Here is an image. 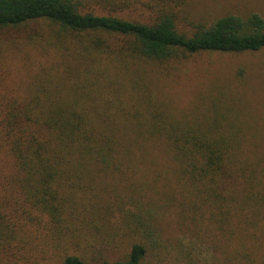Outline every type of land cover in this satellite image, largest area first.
<instances>
[{
  "label": "trees",
  "instance_id": "trees-1",
  "mask_svg": "<svg viewBox=\"0 0 264 264\" xmlns=\"http://www.w3.org/2000/svg\"><path fill=\"white\" fill-rule=\"evenodd\" d=\"M78 4L0 0V29L48 25L8 47L34 68L28 84L10 88L0 75V162L8 157L16 171L5 173V162L0 165V264H143L157 243L142 218L143 205L127 207L120 196L102 201L90 180L99 169L130 162L134 148L142 149L160 127L153 122L140 132L131 106L109 96L125 93L126 69L135 57L169 60L264 48V16L258 13L228 14L181 30L169 12L143 22L83 12ZM5 47L0 42V52ZM174 126L179 123L172 126L177 133L163 138L180 160L182 176L240 179L247 189L264 177V152L250 160L231 148L239 143L237 132ZM129 237L124 257L112 261L81 252Z\"/></svg>",
  "mask_w": 264,
  "mask_h": 264
},
{
  "label": "rangeland",
  "instance_id": "rangeland-1",
  "mask_svg": "<svg viewBox=\"0 0 264 264\" xmlns=\"http://www.w3.org/2000/svg\"><path fill=\"white\" fill-rule=\"evenodd\" d=\"M76 1L83 12L113 14L143 22L169 12L174 14L181 30L228 14L264 16V0ZM37 29L47 30L48 25L31 22L0 29V42L6 46L0 52V75L4 74L3 82L10 88L25 87L34 68L16 58L8 47ZM126 80L129 84L125 93L121 96L115 90L109 99L131 106L132 121L139 125L140 132L153 122L160 129L142 149L134 148L130 162H123L113 171L99 169L90 184L93 192H99L100 199L114 201L120 196L127 207L133 202L143 205L142 218L147 227L154 228L151 232L157 241L143 264H264V177H255L247 189L240 179L215 181L206 176L193 180L182 176L178 170L180 160L163 138L169 132L177 133L172 131L177 123L175 129L208 127L215 133L237 132L239 143L231 145L234 152L250 160L261 156L264 48L239 53L180 54L169 60L135 57L126 69ZM1 164L5 173L16 174L8 157ZM137 209L132 206L131 210L138 212ZM124 240L120 244L86 247L81 252L98 260L112 261L124 257L128 251L132 238ZM152 242L148 238V244ZM35 258L32 255L30 259ZM55 263L56 259H49L38 264Z\"/></svg>",
  "mask_w": 264,
  "mask_h": 264
}]
</instances>
